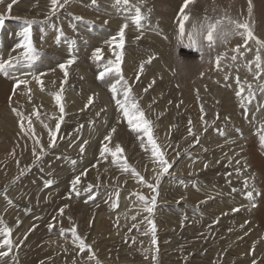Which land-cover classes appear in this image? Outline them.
Listing matches in <instances>:
<instances>
[{"label":"rangeland","instance_id":"obj_1","mask_svg":"<svg viewBox=\"0 0 264 264\" xmlns=\"http://www.w3.org/2000/svg\"><path fill=\"white\" fill-rule=\"evenodd\" d=\"M196 1L185 9V13L194 18V23L204 20L199 9L206 7L210 12H230L229 19L248 23L256 33L251 23L255 17L245 13L248 0H234L233 7L222 0H201L202 4ZM251 2L255 12L264 6L263 0ZM183 3L184 0H129L130 5H139L147 17L142 22L143 27L137 29L126 21L125 11L113 6L114 0H97L95 6L91 0H69L55 16L49 15L50 0H0V17L4 19V25L0 27V60L7 61L22 51L13 49L21 39L18 34L26 19L36 22L32 41L39 53L36 61L15 65L8 75L0 74V220L11 229L12 240L9 255L0 259V264H97V261L99 264H170V259L158 256L163 255L168 246L175 248L177 241L181 243V239L185 241L189 235L206 243L201 259L207 263L264 264V221L259 203L264 194H254L262 193L264 188V173L260 169L264 165V152L256 154L249 150V145L257 138H263L260 142L264 147V113L261 112L264 92L260 90L264 77L254 75L248 79L257 86V91H252L254 99L251 103L245 102V107H241L240 97L227 89L230 79L222 72L227 65L221 62L217 68L212 50L208 52L209 48L205 47L207 50L201 59L198 52L188 47H173L172 41L179 36L178 18ZM216 3L219 5H214ZM9 4H12L10 11ZM161 10L166 13V22L158 19V13L164 18ZM75 17L82 20L77 21ZM228 17L221 16L220 19L227 23ZM126 22L124 47L118 49L110 42L113 36H117L118 42L117 34ZM187 32H190L189 27H185V38ZM238 38L241 37L230 36L227 42L232 43ZM186 39L185 44L188 43ZM256 40L264 42V38ZM256 40H251L256 45V55L264 56V48ZM115 52H122L121 71L128 75V84L139 105L149 111L166 110V115L146 118L152 121L153 136L166 159L169 154L165 142L171 141L173 149L172 167L168 173L160 174L155 159L144 174L139 175L143 182L130 173L133 180L123 178L124 182L118 186L117 180L108 175L106 169L119 167L121 172H129L134 166L133 157L124 158L119 154L117 164L110 167L109 157H113L105 153V158L100 159L97 152L103 146L113 151L116 144L122 147L126 142L124 129H116V141L100 146L104 128L87 126L82 121L85 118L78 117L89 98L99 100L97 105L106 103L102 95V89L106 88L99 82L107 81L111 76L104 80L97 77L108 61H115ZM237 55L240 54L237 52ZM73 57L74 63L65 69L68 76L64 82V72L59 64H66ZM150 58L151 63H145ZM181 59L183 63L179 62ZM142 63L144 69L141 72ZM169 63L173 64L170 68L167 67ZM251 67L256 68L255 62L245 61L242 65L243 70ZM157 68L162 74L157 73ZM176 68L180 72L181 86ZM214 69L221 77V86L205 79L207 70L211 73ZM33 76H39L43 85ZM172 77L174 81L170 80ZM18 80H26L28 85H21L14 94ZM61 84L63 121L59 120V105L53 95L61 91ZM181 87L183 92L178 95L175 106L174 94ZM243 95H248L247 89ZM49 112L55 113L56 117L45 116ZM17 113L24 118V131ZM220 118L224 120V131H231L235 121H239L238 130L243 134H250L255 126L262 132L255 129L257 133H251L246 145L237 147L232 137L215 129ZM29 119L32 131H28ZM57 123H60L57 139L54 146L49 147V129L55 130ZM205 126L208 131L201 129ZM189 127L196 135L199 127L203 135L194 155H189L191 151L187 148L191 138L187 131ZM128 131L133 132L130 128ZM120 134L124 138L123 144L118 140ZM143 144L150 147L146 137H143ZM41 145L43 154L40 153ZM34 148L39 160L33 155ZM228 149H231L229 162L224 160L225 156L216 158L218 152ZM125 162L129 166L127 171L122 167ZM225 168L232 172H226ZM77 177L80 182L74 191L73 182ZM109 177L116 182L105 183ZM146 184L159 186L163 200L172 199L168 202L156 199L151 216L137 198L143 195L151 200L156 195ZM253 188L255 197L249 200V191L242 192ZM62 208L63 214L60 213ZM214 217H218L219 222L228 217L231 220L226 226L216 225L213 224ZM149 220L155 225V244L152 243ZM50 224L53 225L51 230ZM208 226L220 233L208 234ZM61 228L65 230L63 235ZM72 228H76L77 235L91 251L88 248L80 251L78 242L71 236ZM217 234L218 239L214 240ZM48 238L56 243L44 245ZM2 239L0 237V242Z\"/></svg>","mask_w":264,"mask_h":264},{"label":"snow or ice","instance_id":"obj_2","mask_svg":"<svg viewBox=\"0 0 264 264\" xmlns=\"http://www.w3.org/2000/svg\"><path fill=\"white\" fill-rule=\"evenodd\" d=\"M15 2V0H13ZM194 2V0H184V3L182 7L179 10V43L180 45H183L185 47L190 48L191 50L198 52L200 54V58L203 59L204 54V48L208 47L209 49H214L215 44L217 41L220 42H226L227 38L230 36H240L244 38L245 44L248 40H256V37L253 35V32L250 28V25L246 22H240L235 21L232 19L227 20V24H225V21L223 19H217L215 22H209L206 19L205 23H193L191 27V31L187 34V41L188 43L184 44V37H185V22L190 19L189 15L185 13V9L189 7ZM51 3V9H50V16H55L57 14V11L59 9L64 8L68 3L69 0H63L61 3V0H50ZM91 3L95 6L97 4V0H91ZM114 7H118L121 10L125 11V19L126 21H130L133 25L137 27V29H141L143 27V21L147 19V17L141 12V8L139 5L132 6L129 4V0H114ZM12 7V4L8 5V10L10 11ZM253 13V5L251 0H248V15L251 16ZM77 21H81V17H75L74 18ZM35 21L30 20H24L23 27L18 34L21 39L19 42L15 45V48L13 51H16L17 49L22 50L18 56L10 57L7 61L0 60V74L8 75L9 70L14 67L15 65H19L21 63H32L36 61L39 57V53L36 50V48L33 45L32 41V29L33 25L35 24ZM107 23V21H105ZM4 25V19L3 17H0V27H3ZM128 27V23L126 22L119 30L118 35V42H117V36H113L110 43L115 44L116 48L123 49L124 42H125V29ZM242 30V31H241ZM63 33L61 32V36ZM59 42V41H58ZM256 43L261 47L264 48V42H261L259 40H256ZM100 50L98 49L97 52ZM236 51H239V49H236ZM115 61H108L107 64L104 66L103 70L99 72L98 79L104 80L105 77H115V82L111 83L110 85V91L112 93V99L115 101L117 108L122 114V117L127 121L128 127L134 132V133H142L143 136L140 137L142 144H143V137L147 138V145L151 147V153L152 156L158 160L159 167L161 169V175L166 174L169 172V169L172 167L171 163L165 158V153L161 151L160 145L157 144L156 139L153 136V124L152 121L147 119L145 117V113L143 109L140 107L136 97L132 94V89L128 84V81L124 78L121 71V61H122V52H115ZM154 58V57H153ZM74 57L70 58L67 63H61L59 64V68L64 72L65 81H67L68 72L65 70L68 66H70L72 63H74ZM96 59L99 60L100 57L97 55ZM150 58L145 63H151ZM225 57L221 55H217L215 64L217 68H220L222 60H224ZM232 61H236L237 57L232 56L230 58ZM180 63H183L182 59L179 61ZM255 66L258 70L264 72V61L261 60V57L259 53L256 55V61ZM144 69V64L142 63L140 65V71L142 72ZM43 75V74H42ZM139 78V77H137ZM33 79L37 81L38 84L41 86L43 85V81L40 79L39 76H33ZM228 77L225 76V80H227ZM154 83V81H153ZM237 83H239V79L237 78ZM21 85H24L27 87L28 81L26 80H18L14 89L13 93L15 94L16 89L20 88ZM249 91L248 95L244 96V87L241 86L240 90L237 92V96L241 99V107H245V102L250 104L252 99H254V94L252 92L251 86H248ZM262 92H264V85L261 86L260 89ZM63 91V84H61V91L57 92L54 95V98L56 100L57 105H59V120L63 121V113H64V106L61 103L62 101V95L61 92ZM147 91V89H145ZM30 92V89H29ZM118 95H122L123 99H118ZM92 98H89L88 104H91ZM15 112L16 109H13ZM201 111L203 112V108H201ZM17 115L21 116L20 119V127L21 130L24 131V118L22 114L17 113ZM201 119L203 120V116H201ZM31 119L28 120L29 129L28 131H32L31 127ZM191 124V121H189ZM44 127H47V125H44ZM60 129V123H57L55 125V130L49 129V147H53L55 144V141L57 139V132ZM116 131L115 128L112 129V133ZM264 131V129H262ZM189 135H193L192 128L189 127L188 129ZM34 134V133H33ZM105 141L111 140V133L109 135L105 136ZM36 144H40L39 140H35ZM84 149L81 147V152H83ZM123 149L119 144L115 145V150L108 148L105 146L101 149V156H104L105 153L110 154L113 157V162H115L119 158V154L122 153ZM40 153H44L43 146L40 147ZM33 155L36 157V160L40 159V156L36 154L35 148L33 149ZM123 169L125 171L128 170L129 166L125 162L122 165ZM132 174L134 176L138 177V180L140 182H143V177H140L138 173L135 172V170H132ZM80 178L77 177L75 181L73 182V190L75 191V185L79 184ZM159 181L157 180V183ZM147 187L152 189L153 192L156 191L155 187L151 184H146ZM89 190L90 187H89ZM255 189L253 188L252 191H249L247 193V197L249 200L253 197V192ZM77 195H79V192H77ZM138 200L142 202L143 204V210L148 213L149 216L152 215L153 209L156 204V197L153 196L151 200H148L143 195H138ZM9 204H11V201H8ZM115 206V205H114ZM238 209H235L236 211ZM64 209H60V213L63 214ZM148 223L151 225V231L153 233V239L152 243L155 244V225L151 220L148 221ZM53 225H49V229ZM61 234L63 235L65 230L63 228L60 229ZM71 236L73 237L74 241L78 242V246L80 251H84L86 248H88L89 251H91L90 247L86 245L85 241L81 239L77 235L76 228L71 229ZM0 237H2V242H0V259L3 257H6L9 255V251L12 248V240H11V229L8 228L6 225L3 224V221L0 220ZM90 259H94V257H90ZM155 259V257H153ZM97 264L99 262L97 261Z\"/></svg>","mask_w":264,"mask_h":264},{"label":"bare ground","instance_id":"obj_3","mask_svg":"<svg viewBox=\"0 0 264 264\" xmlns=\"http://www.w3.org/2000/svg\"><path fill=\"white\" fill-rule=\"evenodd\" d=\"M222 1H223V3H227L233 7L234 0H222ZM231 1H232V4H231ZM263 2H264V0H263ZM195 3L202 4L201 0H197ZM214 5H219V4L216 3ZM259 6H260V4H259ZM162 7L164 8L163 5H162ZM262 7H259L256 10V12L253 11L252 15L250 16V17H255L254 20L252 19L253 21H251V23H252V26L254 27V29L256 28L255 29L256 33L253 32V35L256 37V39L264 38V6H262ZM206 10L209 11L208 9H206V7L199 9V13L203 16L204 20L202 22H197L198 24L199 23H205L206 22L205 18H207V21L208 20H217V19H220L221 16H227L228 17L229 14H231L230 12H225V11L224 12H216V11L210 12L209 11L210 13L208 12V14H207V13H205ZM260 12H262V13H260ZM162 13L164 15V18H162V14L158 13V19L160 20V22H164V21L166 22L167 21L166 13H164L163 11H162ZM234 13L236 14L237 12H234ZM245 13L248 14V11ZM206 14L208 15V17ZM205 15H206V17H204ZM209 16H210V18H209ZM229 17L227 18V20L229 19ZM248 18H246V19H248ZM193 20H194V18L190 17V19L185 22V25H186L185 27L187 29L189 27L190 31H191L192 24L194 23ZM225 24H227V23L225 22ZM186 38L184 37V39H186ZM178 39H179V36H178L177 40L172 41L173 47H181ZM231 41H232V39H231ZM228 43L229 42H227V41L223 42V43L220 41H217V43L214 46V49H209V50L204 49V50H207L208 52L210 50H212L213 52L211 54L215 55L216 57H217V55H221V56L225 57V59L222 60V63L227 65V69L225 71H222V72L223 73L225 72L229 76L230 80L228 81V86H227L228 90H230L235 95H237V92L240 90L241 86L244 87V93H245L246 89H247V91H249L248 86L250 85L252 91H257V86L253 85L252 81H248V79L254 75H258V77L262 78V77H264V72L259 73L258 70L256 72H254L256 70V68H254V67H251L250 69L246 68L245 70H243V68H242V65L244 64L245 61H252V62L256 61L254 59V58H256V45H254L251 42V40H248L247 43L245 44L244 38H242V37L238 38L236 41H234L232 43H229V44ZM169 45H171V44H169ZM184 47L185 46H183V48ZM227 47H229L230 49H227ZM108 48H110V47H108ZM185 48H187V47H185ZM236 49H239V51H236ZM208 52H206V53L209 54ZM237 52L240 55H237ZM244 54H246V55H244ZM12 56H13V54H12ZM232 56L237 57L236 61H232L230 59ZM244 56H248V58L245 57L246 58L245 59ZM260 57H261V60L264 61V56H260ZM171 66H173L172 63H169L167 65V67H169V68ZM239 66H241V68H239ZM176 71L178 72V77H179V81H180V72L178 71L177 68H176ZM217 71H218L217 69H214V71L210 73L209 70H207V75H206L205 79L208 83H213V85L221 86L222 85L221 77L219 76ZM241 71H243V72H241ZM157 73L162 74V70L160 68H157ZM122 75L127 80L128 75H126L125 73H122ZM237 78L239 79V83H237ZM115 79H116L115 77L111 76V78L109 80L104 81V82H99V84L104 85L103 87L107 89V90L102 89L103 90L102 95H103V97L106 98V99L104 98L106 100L105 104L102 105V103L100 102L101 104L97 105V102L99 103V100L96 101L95 98H92L93 102L91 104L87 103V106L84 107L83 109H81L82 112L80 113L79 116L78 115L77 116L80 118H85V119H82V121L87 126H95V127H103L104 128V131L102 133V138L99 141L100 146H102L103 144L107 145L110 142L116 141V139H117V133L116 132L117 131L112 133L113 128H115V129L123 128L124 129V135H125L126 142L121 147L123 149V151L120 154H123L124 158L133 157L134 166L132 167L131 171H129V172H121L120 171L121 169L119 167H114V168L111 167V166L116 165L117 163L113 162V158L109 157L111 168L106 169V170L109 171L108 175H112L113 178L115 180H117V182L113 181L114 179L111 180V178L109 177V179L106 180L105 183L114 184L116 182L115 184L118 186V185H121V182H124L123 178H130L133 180V177H130V175H129L130 173H132L133 169L139 175H143L144 172L146 171V168L148 166L152 165L156 158L152 156L150 147H146L144 144H142L140 137H142L143 134L128 131L129 127H128L127 121L122 117V114L119 111V109L114 106L113 102L115 103V101L112 99V93L110 91V85H111V83L115 82ZM170 80L174 81V78L172 77V78H170ZM180 86H181V81H180ZM182 92L183 91H182V87H181L180 91L179 92L177 91L174 94L175 106H177V104H178V102H177L178 95H181ZM118 96H119V97H117L118 99H123L122 95H118ZM99 97H101V96H99ZM110 104H112V105H110ZM104 107H106V110H103ZM140 107L143 109V111L145 113V117L150 116L152 118H156L158 116L167 114L166 110H160V111L159 110H151V111H149V110L145 109V107H142V106H140ZM261 112L264 113V107L261 109ZM58 113H60V112H58ZM45 116H48L50 119H52V118L56 117V114L53 112H49V113H46ZM230 123L233 124V121H231ZM223 125H224V120L222 118H220L215 129L219 130L221 133H224L227 137H232L236 141L235 144L237 145V147H240L244 144L246 145V142L250 138L251 133H257L255 129L259 128V126H255V128L252 127L250 134H246V133L243 134L242 132H240L241 130H238L241 126V123L239 121H235V126L229 132L224 131L222 129ZM201 129L204 131H208V126L202 127ZM199 130H200V128L197 127V135L194 132H193V135H191L190 142L188 144L189 146L187 147V148H189V151H191L189 155H194L198 151L197 146L202 143L201 138L203 137V135L200 134ZM98 131H99V129H98ZM258 132H262L260 128H259ZM110 133H111V140L105 141V139H104L105 136L109 135ZM118 133H120V130H118ZM228 133H230V135H227ZM214 137H217V135H215ZM243 137H245V139ZM198 139H199V141H197ZM261 139H263V138H261ZM118 140H119L120 144L124 143V138L121 134H120V137ZM260 140H259V138H257V140L254 143L250 144L249 150L251 149L256 154H258L260 152H264V147H262L263 142L261 143ZM165 145H166L165 150L169 154L167 160L169 161V163H171L172 159H173V156L171 154V152L173 151L172 142L167 141V142H165ZM218 146L221 147L220 142H218ZM104 147L105 146L100 147L99 151L97 152V155L99 156L100 159L105 158V156H101V154H100L101 149ZM230 151H231V149L218 152L216 154V158L219 159V158H222L223 156H225L226 158L224 157V160H227V162H229L230 159H229L228 154ZM179 159H186V157H184V158L179 157ZM260 169L264 173V165H262L260 167ZM224 170L226 172H232V169L225 168ZM117 175H119L118 178H117ZM154 187L156 189L155 197L158 200V202L166 201V200H163V198H162V195H161L162 191H160V187L156 186V185ZM162 188H164V186ZM250 190H252V189L244 190V192H242V193L245 194L246 192H248ZM261 190H263L262 193L261 192L260 193L254 192V194L255 195L260 194V196H262L264 194V188ZM261 190H259V191H261ZM254 194H253V198L255 197ZM169 200H172V199H170V197H169ZM168 201H166V202H168ZM259 203L261 204L260 216H261L262 220L264 221V199H262V201H260ZM220 208H221V211H224L222 206ZM216 214H219V213L217 212ZM213 219L215 220V222L213 224L217 223L216 225H218V223H222L224 226H226L229 223V221L231 220V217H228V219H227L228 221L226 220V221H221V222H219L218 217H214ZM227 228L229 230H232V227H230V226H227ZM207 232L210 235H212L214 232H216L218 234L220 233L219 230H216V229H213L210 227L207 229ZM218 234L214 240L218 239ZM193 238H194L193 235L187 236V238H185L186 239L185 241L182 240V239H184V238H182L181 243H179L180 241L179 242L177 241V246L175 248L168 246L167 250L165 249L166 251H163L164 252L163 255H159V256L157 255V256L158 257L162 256L164 258L167 257L168 259H170V264H210V263H207L201 259V256L205 253L204 247L206 246V243H204V241L198 242V241L194 240ZM218 241H220V240H218ZM54 243H56V241L50 240L49 238L45 239L43 242L44 245L54 244ZM170 251H171V253H170ZM185 253H187L186 256H185ZM172 254L174 255V257H172ZM169 255L171 258L169 257ZM186 257H187L188 261H186ZM199 258H200V261H197ZM171 260H173L172 261L173 263L171 262ZM225 263L226 262H224V264Z\"/></svg>","mask_w":264,"mask_h":264}]
</instances>
